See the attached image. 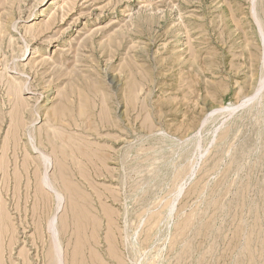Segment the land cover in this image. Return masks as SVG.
Returning a JSON list of instances; mask_svg holds the SVG:
<instances>
[{
    "label": "rangeland",
    "instance_id": "374dc122",
    "mask_svg": "<svg viewBox=\"0 0 264 264\" xmlns=\"http://www.w3.org/2000/svg\"><path fill=\"white\" fill-rule=\"evenodd\" d=\"M263 36L264 0H0V264H264Z\"/></svg>",
    "mask_w": 264,
    "mask_h": 264
},
{
    "label": "bare ground",
    "instance_id": "6f19581e",
    "mask_svg": "<svg viewBox=\"0 0 264 264\" xmlns=\"http://www.w3.org/2000/svg\"><path fill=\"white\" fill-rule=\"evenodd\" d=\"M263 42H264V36H263ZM263 68H264V58H263ZM263 83V80H261V84ZM230 109V108H229ZM225 110V109H224ZM50 229H51V227H50ZM53 247H54V252L56 253V255H58V245H57V243H55V242H53ZM55 255V256H56ZM57 258V257H56ZM57 260V259H56ZM57 262L58 261H56V264H57ZM60 262V261H59ZM59 264V263H58Z\"/></svg>",
    "mask_w": 264,
    "mask_h": 264
}]
</instances>
